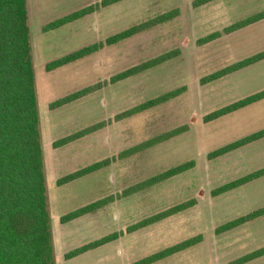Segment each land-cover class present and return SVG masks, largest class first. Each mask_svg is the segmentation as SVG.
I'll list each match as a JSON object with an SVG mask.
<instances>
[{"label": "rangeland", "instance_id": "374dc122", "mask_svg": "<svg viewBox=\"0 0 264 264\" xmlns=\"http://www.w3.org/2000/svg\"><path fill=\"white\" fill-rule=\"evenodd\" d=\"M101 0H26L34 70L43 170L55 264H133L183 240L198 242L150 264H228L264 247V214L225 231L222 224L264 207V175L227 192L215 187L264 167V137L216 158L208 153L264 128V98L216 119L204 116L264 89V58L206 81L228 65L264 51V18L227 31L228 26L264 11V0H120L99 6L69 24L42 27ZM177 14L128 38L105 44L62 66L45 65L165 12ZM216 37L200 42L205 36ZM174 52L164 62L117 82L114 74ZM100 83L88 94L50 108L74 91ZM178 94L155 106L116 115L172 90ZM102 124L63 145L64 136ZM185 130L125 157L119 153L153 137ZM109 158L110 163L65 184L57 179ZM190 169L127 196L123 189L172 166ZM112 195L92 212L61 222L82 205ZM194 200L176 214L133 231L131 225L175 204ZM116 238L66 259L65 253L110 234ZM243 264H264V255Z\"/></svg>", "mask_w": 264, "mask_h": 264}, {"label": "trees", "instance_id": "16d2710c", "mask_svg": "<svg viewBox=\"0 0 264 264\" xmlns=\"http://www.w3.org/2000/svg\"><path fill=\"white\" fill-rule=\"evenodd\" d=\"M120 0H101L98 3L81 7L77 10L62 15L48 23L42 30H52L63 27L94 11L99 6H107ZM212 0H195V5L205 4ZM177 14V10H171L158 15L148 21L128 27L97 43L81 47L64 56L48 62L47 70L62 66L69 62L82 58L105 44H113L128 38L154 24L167 21ZM264 18V11L252 14L241 19L225 30L232 31ZM30 30L26 0H0V264H55L50 219L48 213L47 195L43 170L42 144L39 131V118L37 111L36 92L34 83V70L30 45ZM216 34H211L200 39L206 42ZM174 52H166L157 57L134 65L120 71L110 77V82L137 74L147 68L155 66L171 58ZM264 58V51L248 56L238 62L228 65L214 73L209 74L205 80L210 81L220 78L242 67L253 64ZM100 83L87 86L74 91L64 97L50 103V108H56L70 103L93 89L99 88ZM179 89L159 95L143 103L134 106L116 115V119L129 116L140 110L160 104L178 94ZM264 98V89L252 93L235 102L218 108L204 116L205 121L216 119L220 116L234 112L247 105ZM97 124L76 133L64 136L54 142L55 146L63 145L83 134L101 126ZM184 127H178L136 146L119 153V157H125L140 149L152 146L164 139L184 131ZM264 137V128L254 131L246 136L208 153V158H216L231 152L241 146L254 142ZM109 158L93 162L77 170L65 174L57 179V184H65L76 180L86 174L102 168L110 163ZM193 167V161L183 162L172 166L156 175L148 177L123 189L121 195L127 196L139 190L157 184L165 179L182 173ZM264 175V167L253 170L240 177L223 183L211 190L213 195H218L249 183ZM112 195L99 198L88 204L73 209L60 217L61 222H67L113 201ZM194 204V200H188L175 204L160 212L152 214L129 227L130 231L152 224L163 218L176 214ZM264 214V207L258 208L245 215L234 218L217 228L218 231L231 229L244 222L250 221ZM116 234H110L102 238L84 243L65 253V258L75 257L87 250L102 245L114 238ZM199 237H192L179 243L166 247L150 254L133 264H150L166 256L183 250L196 242ZM264 255V247L243 255L228 264H243L254 258Z\"/></svg>", "mask_w": 264, "mask_h": 264}, {"label": "crops", "instance_id": "0c3cea01", "mask_svg": "<svg viewBox=\"0 0 264 264\" xmlns=\"http://www.w3.org/2000/svg\"><path fill=\"white\" fill-rule=\"evenodd\" d=\"M77 50V49H76ZM69 53V52H68Z\"/></svg>", "mask_w": 264, "mask_h": 264}]
</instances>
